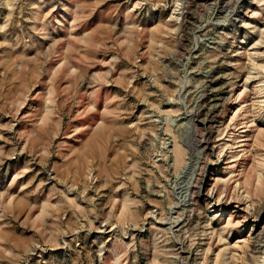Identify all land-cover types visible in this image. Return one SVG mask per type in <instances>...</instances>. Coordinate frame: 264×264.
<instances>
[{"label":"rangeland","instance_id":"obj_1","mask_svg":"<svg viewBox=\"0 0 264 264\" xmlns=\"http://www.w3.org/2000/svg\"><path fill=\"white\" fill-rule=\"evenodd\" d=\"M263 229L264 0H0V264H264Z\"/></svg>","mask_w":264,"mask_h":264},{"label":"bare ground","instance_id":"obj_2","mask_svg":"<svg viewBox=\"0 0 264 264\" xmlns=\"http://www.w3.org/2000/svg\"><path fill=\"white\" fill-rule=\"evenodd\" d=\"M201 143H203V144H205V142H201ZM203 148V147H202ZM262 232L264 233V229L262 230ZM253 247V246H252Z\"/></svg>","mask_w":264,"mask_h":264}]
</instances>
